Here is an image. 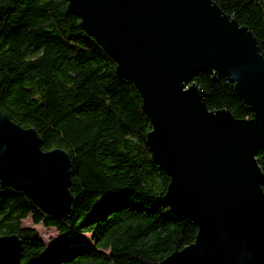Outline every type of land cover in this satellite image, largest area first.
Returning <instances> with one entry per match:
<instances>
[{
  "label": "water",
  "instance_id": "obj_1",
  "mask_svg": "<svg viewBox=\"0 0 264 264\" xmlns=\"http://www.w3.org/2000/svg\"><path fill=\"white\" fill-rule=\"evenodd\" d=\"M67 11L138 88L151 120L147 143L170 176L167 204L198 227L160 264H264V54L251 29L214 0H67ZM203 70L234 83L252 117L210 109L188 83ZM72 161L44 150L34 127L0 111V182L44 211L67 215ZM0 264H23L22 240L0 235Z\"/></svg>",
  "mask_w": 264,
  "mask_h": 264
},
{
  "label": "trees",
  "instance_id": "obj_2",
  "mask_svg": "<svg viewBox=\"0 0 264 264\" xmlns=\"http://www.w3.org/2000/svg\"><path fill=\"white\" fill-rule=\"evenodd\" d=\"M258 39L264 54V0H214ZM67 0H0V111L34 127L44 150L71 158V211L56 216L0 182V235L22 240L23 264H160L195 241L198 227L166 203V169L147 143L151 120L132 80L67 11ZM210 109L252 111L226 75L197 72L188 83ZM257 161L264 172V144ZM34 223L67 244L48 257ZM89 234L90 240L77 239Z\"/></svg>",
  "mask_w": 264,
  "mask_h": 264
},
{
  "label": "rangeland",
  "instance_id": "obj_3",
  "mask_svg": "<svg viewBox=\"0 0 264 264\" xmlns=\"http://www.w3.org/2000/svg\"><path fill=\"white\" fill-rule=\"evenodd\" d=\"M23 223L24 225L34 226L38 229L42 239L47 244V250L44 253L45 257H48L51 254L59 251L67 244L66 239L62 238L54 227H45L41 223L36 224L34 223L32 216L27 217ZM77 240L81 242H87L90 240L89 234H82Z\"/></svg>",
  "mask_w": 264,
  "mask_h": 264
},
{
  "label": "bare ground",
  "instance_id": "obj_4",
  "mask_svg": "<svg viewBox=\"0 0 264 264\" xmlns=\"http://www.w3.org/2000/svg\"><path fill=\"white\" fill-rule=\"evenodd\" d=\"M220 74V73H219Z\"/></svg>",
  "mask_w": 264,
  "mask_h": 264
}]
</instances>
